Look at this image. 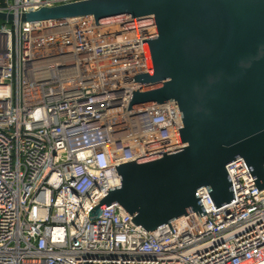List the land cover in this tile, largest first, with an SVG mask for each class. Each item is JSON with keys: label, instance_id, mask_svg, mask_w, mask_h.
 <instances>
[{"label": "built area", "instance_id": "2783aa9c", "mask_svg": "<svg viewBox=\"0 0 264 264\" xmlns=\"http://www.w3.org/2000/svg\"><path fill=\"white\" fill-rule=\"evenodd\" d=\"M86 0H0L19 16ZM119 20V21H117ZM115 21V22H114ZM153 17L0 21V264H264V190L244 159L235 199L147 232L119 204L116 166L185 148L179 104L129 110L147 88ZM174 232V233H173Z\"/></svg>", "mask_w": 264, "mask_h": 264}, {"label": "water", "instance_id": "95a60500", "mask_svg": "<svg viewBox=\"0 0 264 264\" xmlns=\"http://www.w3.org/2000/svg\"><path fill=\"white\" fill-rule=\"evenodd\" d=\"M81 17L154 18L157 36L143 40L149 71L135 76L147 88L133 91L128 111L179 104L187 144L117 165L121 186L109 189L90 220L119 204L145 231H173L190 210L207 214L203 188L216 209L236 200L226 167L238 159L264 190V0H86L0 12V21L22 23Z\"/></svg>", "mask_w": 264, "mask_h": 264}, {"label": "rangeland", "instance_id": "374dc122", "mask_svg": "<svg viewBox=\"0 0 264 264\" xmlns=\"http://www.w3.org/2000/svg\"><path fill=\"white\" fill-rule=\"evenodd\" d=\"M122 20V19H121ZM117 21H119V20H117ZM115 22V21H114Z\"/></svg>", "mask_w": 264, "mask_h": 264}]
</instances>
